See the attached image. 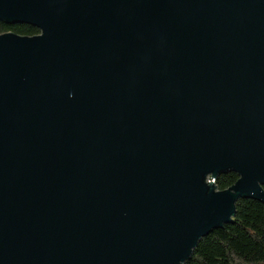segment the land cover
<instances>
[{
    "label": "water",
    "instance_id": "water-1",
    "mask_svg": "<svg viewBox=\"0 0 264 264\" xmlns=\"http://www.w3.org/2000/svg\"><path fill=\"white\" fill-rule=\"evenodd\" d=\"M0 23L40 31L0 35V264H186L264 205V0H0Z\"/></svg>",
    "mask_w": 264,
    "mask_h": 264
},
{
    "label": "trees",
    "instance_id": "trees-1",
    "mask_svg": "<svg viewBox=\"0 0 264 264\" xmlns=\"http://www.w3.org/2000/svg\"><path fill=\"white\" fill-rule=\"evenodd\" d=\"M5 33L34 37L40 31L31 25L0 23V35ZM238 179L236 173L229 172L220 175L216 185L225 191ZM186 264H264V205L254 200L239 201L234 224L201 240Z\"/></svg>",
    "mask_w": 264,
    "mask_h": 264
}]
</instances>
